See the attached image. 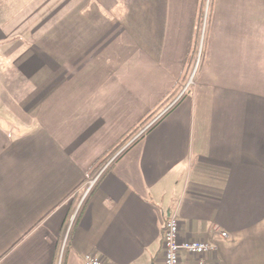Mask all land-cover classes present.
Here are the masks:
<instances>
[{
	"label": "crops",
	"instance_id": "obj_1",
	"mask_svg": "<svg viewBox=\"0 0 264 264\" xmlns=\"http://www.w3.org/2000/svg\"><path fill=\"white\" fill-rule=\"evenodd\" d=\"M197 8L0 0V264H164L173 215L215 246L179 264H264V0H213L189 95L85 196L178 85Z\"/></svg>",
	"mask_w": 264,
	"mask_h": 264
},
{
	"label": "built area",
	"instance_id": "obj_2",
	"mask_svg": "<svg viewBox=\"0 0 264 264\" xmlns=\"http://www.w3.org/2000/svg\"><path fill=\"white\" fill-rule=\"evenodd\" d=\"M193 79H190V83ZM190 88L189 82L186 83L178 96L169 102L156 116H154L143 128H141L130 140L121 145L113 154L106 160V163L98 170L96 175L89 179L86 184L85 196L89 194L91 189L97 184L101 176L107 169L118 160L125 152H127L139 139L143 138L166 114L173 110L184 97L185 93ZM74 218V217H73ZM73 218L71 222L73 221ZM180 224L175 215L171 216L165 226L163 245H164V264H179L180 252L185 251L188 254L202 258L209 252H214L215 246L206 242L185 241L179 242ZM216 232L224 239H228L229 235L220 231L219 227H215ZM84 264H106L102 259L95 254H87L83 258Z\"/></svg>",
	"mask_w": 264,
	"mask_h": 264
},
{
	"label": "trees",
	"instance_id": "obj_3",
	"mask_svg": "<svg viewBox=\"0 0 264 264\" xmlns=\"http://www.w3.org/2000/svg\"><path fill=\"white\" fill-rule=\"evenodd\" d=\"M212 6H213V0H198L197 15L195 19L194 31H193V35L191 39V44H190V48L188 50V54L186 56V60L184 63L183 74L179 80L178 85H176L175 88L172 89V91L168 94V96L158 105V107L154 111L147 114L142 120L138 122V124L134 126V128L129 133V135L118 145V147L114 148V151L110 155H112L121 145L125 144L128 140H130L141 128H143L154 116H156L169 102H171L173 99H175L176 96L179 95V93L182 90V87L187 83L193 67L195 66L196 59L200 51L201 38L202 36L204 38L206 25L208 23V16H209ZM203 26H204V30H203ZM200 60L202 61V56L200 57ZM200 60H199L200 63L198 65V68L199 66H201ZM189 93H190V88L185 93V96L189 95ZM142 139L143 138L139 139L134 145L138 144L140 141H142ZM102 163L104 162H101L99 166Z\"/></svg>",
	"mask_w": 264,
	"mask_h": 264
},
{
	"label": "rangeland",
	"instance_id": "obj_4",
	"mask_svg": "<svg viewBox=\"0 0 264 264\" xmlns=\"http://www.w3.org/2000/svg\"><path fill=\"white\" fill-rule=\"evenodd\" d=\"M203 30H204V26H203ZM203 42H204V40H203V36H202V38H201L200 51H199V53H198V56H197V59H196V63H195V66L193 67V69H192V71H191V74H190V76H189V79H188V81H187V83L189 82L190 86L193 84V82H194L196 76L198 75V72H199V70H200V67H201V66H199V68H198V65H199V63H200V62H199L200 57L203 56ZM200 61H201V60H200ZM197 68H198V70H197ZM190 79H193L191 83H190ZM111 156H112V155H111ZM107 160H108V159H107Z\"/></svg>",
	"mask_w": 264,
	"mask_h": 264
}]
</instances>
